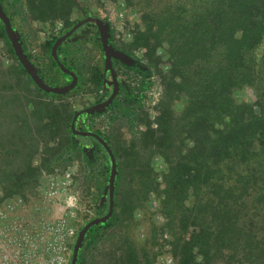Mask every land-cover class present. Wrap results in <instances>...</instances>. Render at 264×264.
<instances>
[{"label":"trees","instance_id":"trees-1","mask_svg":"<svg viewBox=\"0 0 264 264\" xmlns=\"http://www.w3.org/2000/svg\"><path fill=\"white\" fill-rule=\"evenodd\" d=\"M125 2L140 11L141 22L126 49H116L127 55L143 51L161 98L151 121L141 94L151 84H121L103 112L112 122H125L131 134L123 143L105 138L118 164L114 212L106 224L89 230L84 248L117 221H133L134 211L158 186L152 160L160 156L167 165L162 210L177 264H264V0ZM18 3L31 21H48L68 17L76 0ZM8 57L9 66L0 62V199L26 198L47 173L75 160L90 176L98 153L107 156L97 142L91 156L81 143L90 139L72 132L77 110L70 97L77 89L66 94L39 89L0 23V60ZM104 79L98 73L99 89ZM108 172L106 165V182ZM121 180L130 185L123 197ZM121 243L103 264L147 263L131 238Z\"/></svg>","mask_w":264,"mask_h":264},{"label":"rangeland","instance_id":"rangeland-1","mask_svg":"<svg viewBox=\"0 0 264 264\" xmlns=\"http://www.w3.org/2000/svg\"><path fill=\"white\" fill-rule=\"evenodd\" d=\"M19 1L3 0L2 6L20 37L24 52L46 84L64 87L71 81L65 78L63 73L58 72V66L57 68L53 66L48 43L54 44V40L87 17L100 18L106 25L110 46L119 54L112 59L113 73H108L106 79L112 81L114 76V81L119 85L131 84L133 87H139L141 82L150 83V88L141 91L142 104L149 119L154 121L161 98L157 77L146 70L141 49H134L133 56L116 49L122 47L126 49L125 46L132 42L134 32L141 22V13L137 8L128 5L125 0H76L75 7L64 19L31 21L20 9ZM11 5L15 6L14 9ZM67 20L69 24L66 23ZM1 48L6 50L4 44ZM58 55L61 62L78 76L77 92L70 97L77 112L99 104L109 97L112 92L110 86L106 85L99 89L95 84L98 73L104 72L105 61L98 30L94 25L82 26L60 47ZM0 62L2 66L7 67L13 59L3 58ZM133 65H137L136 67L141 71L136 70ZM161 65L164 66V58ZM144 72L145 75L142 74ZM104 111L100 112L99 116L85 114L79 116L77 130L99 132L98 135L104 139L120 140L121 143L128 140L131 133L129 134L126 123L112 122L108 113L103 114ZM89 139L81 143L90 152L95 148L96 141ZM186 146L189 148L192 144L187 142ZM90 153L93 156V153ZM101 156L104 157L103 153L99 152L98 162L96 161V167L90 176L86 175L90 169L84 170L80 161L75 160L67 167H59L60 169L55 170L54 173H47L41 181V188L39 186L32 193H27L26 198L16 196L0 199V264H5L7 261L8 264H13L12 261L17 258L16 254L19 255L21 250L27 255L22 256L25 261L27 258H32L31 261L43 262L44 256L40 253L42 242H38L35 236L43 226L58 225L61 221H68L75 230V235L68 244L70 250L66 264H70L79 230L87 222L101 218L108 211V203L103 197L110 175V162L108 157L103 159L100 158ZM106 165H109L107 182L102 174ZM152 167L158 186L134 211L133 221H125L123 224L117 221L102 232L103 237L99 241L90 244L87 248H84V241L77 264H103L105 259L108 262L111 252L118 250L121 241L128 238H131L140 254L144 252L147 256L145 264H177L171 254L172 237L166 227L167 221L162 210L165 186L163 179L167 165L162 157L157 156L152 160ZM48 184L59 189L69 188V192L77 197L76 206L67 209L59 206L58 203H50L43 192L44 186ZM129 188L128 181H120L121 197L129 193ZM22 230L33 239H29V247H26V242L23 241ZM47 237L50 238V235Z\"/></svg>","mask_w":264,"mask_h":264},{"label":"water","instance_id":"water-1","mask_svg":"<svg viewBox=\"0 0 264 264\" xmlns=\"http://www.w3.org/2000/svg\"><path fill=\"white\" fill-rule=\"evenodd\" d=\"M0 23L3 26L5 35L13 49L14 55L18 61V63L22 66L24 71L27 73V75L30 77L32 82L43 92L49 93V94H66L69 91L73 90L76 88L77 83H78V76L77 74L67 68L60 60L59 58V49L60 47L82 26L92 24L94 25L99 34L100 38V43L102 46V50L104 53V83L107 86L112 87V92L109 95V97L104 100L103 102L96 104L90 108H87L83 111H78L75 113V116L72 121L71 129L72 132L77 135L81 136L83 138H93L99 145L100 147L104 150L105 154L107 155L109 162H110V175L108 178V184L107 187L105 188L104 192V197L103 199L107 201L108 203V211L107 213L102 216L101 218H95L89 222H87L78 232L76 241L74 243L73 249H72V255H71V260L70 264H77L78 259H79V253L80 250L82 249V246L84 244L85 238L89 232V230L92 227L96 226H102L106 224L112 217L113 212H114V193H115V185L118 177V164L116 157L113 153V150L107 143V141L99 136L96 133L93 132H86V131H78L76 128V122L78 121L79 116L81 115H91L93 113H100L107 109L115 99L118 91H119V84L114 81V76L113 80L109 81L106 79V75L108 73H113V64H112V59L116 56H119V54L112 49V47L109 44V36L107 32V28L103 20L100 18L96 17H87L78 23H76L68 32L60 36L58 39L55 40L54 44L52 45L51 49V55L57 64L59 70L61 73L70 76V83H68L64 87H54V86H49L46 84L43 79L39 76L37 70L34 68L33 64L29 60L28 56L24 52V49L22 47L20 37L18 33L15 31V29L12 26L11 20L6 14L1 2H0Z\"/></svg>","mask_w":264,"mask_h":264},{"label":"built area","instance_id":"built-area-1","mask_svg":"<svg viewBox=\"0 0 264 264\" xmlns=\"http://www.w3.org/2000/svg\"><path fill=\"white\" fill-rule=\"evenodd\" d=\"M44 178V177H43ZM41 188V186H40ZM43 192L50 203H58L59 206L65 208H74L77 204V197L69 192V188L59 189L53 185H46ZM50 235V238L47 237ZM75 230L70 226L68 221H61L58 225H45L35 236L38 242H42L40 253L44 256L43 262L31 261L32 258L22 259V256H27L21 250L17 258L12 261L13 264H66L69 255V240L74 237ZM23 241L28 246L30 236L22 230ZM30 252H32L30 250ZM39 253V254H40ZM8 264V261L5 263Z\"/></svg>","mask_w":264,"mask_h":264},{"label":"flooded vegetation","instance_id":"flooded-vegetation-1","mask_svg":"<svg viewBox=\"0 0 264 264\" xmlns=\"http://www.w3.org/2000/svg\"><path fill=\"white\" fill-rule=\"evenodd\" d=\"M80 28H81V27H80ZM80 28H79V29H80ZM79 29H78V30H79ZM78 30H77V31H78ZM77 31H76V32H77ZM76 32H75V33H76ZM75 33H74V34H75ZM59 50H60V49H59ZM106 78H107V75H106ZM110 88L112 89V87H111V86H110ZM119 88H120V85H119Z\"/></svg>","mask_w":264,"mask_h":264}]
</instances>
